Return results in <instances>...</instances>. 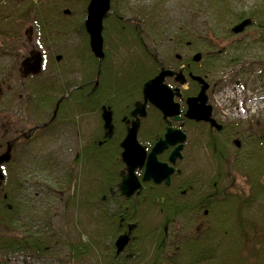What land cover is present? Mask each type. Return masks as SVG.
Returning a JSON list of instances; mask_svg holds the SVG:
<instances>
[{"label": "trees", "instance_id": "obj_1", "mask_svg": "<svg viewBox=\"0 0 264 264\" xmlns=\"http://www.w3.org/2000/svg\"><path fill=\"white\" fill-rule=\"evenodd\" d=\"M89 1L7 0L5 12L6 22L18 25V32L26 21L31 23L33 32L41 41V49L48 46L46 50L61 57V64L66 63L68 69L65 77L58 65L51 78L43 77L45 71L40 74L39 85H33L38 88L27 94L28 104L35 106L34 111L40 113L52 112L58 104L54 120L68 119L72 125L85 114L100 115L102 104L117 111L119 106L123 107L126 98L127 101L140 99L141 87L146 81V77H137L131 72L122 80L123 75L119 78L121 65L115 87L117 90L126 89L136 80V92L131 96L118 92V95H107L106 100L101 101L105 76L101 68L103 61L92 53L84 28ZM129 1L123 0L120 6L115 7L112 0L110 16L104 22L103 37L105 30L109 33L112 29L118 39L139 40L140 30L130 32L125 26L129 22L140 21L147 26L148 40L150 32L155 41L166 37L191 42L194 51H199L204 57L202 70L196 74L207 81L214 78L222 67L238 66L251 56L254 49L264 48V0L247 12L233 10L231 0H208L214 19L213 26L206 28L204 36L199 35L194 26L183 24L169 37L159 23L162 15L159 5L152 8L151 15H147L142 9L129 8ZM77 7L82 14L71 21L69 15ZM151 16L156 28L151 24ZM131 17L135 20L126 21ZM247 18H251L253 23L242 38L233 39L231 52L227 49L221 50L222 53L215 55L217 57L210 55L214 50L220 51L217 47L221 39L236 36L231 28ZM80 33L84 37L82 43L70 40V34ZM14 52L19 56V50ZM3 57L0 52V61ZM252 58L253 62H258ZM18 59L13 62L18 63ZM52 62H56L54 57ZM76 74L78 77H74ZM52 123L50 121L53 126ZM258 124L259 131L249 137L244 133L228 135V140L213 136L208 143L212 154L208 159L209 170L198 165L185 181L178 176L176 183L169 187H154L150 191L144 188L129 199L120 196L118 191L123 168L119 145L124 132L117 130L113 138L106 139L100 129L88 142L80 145L77 156L67 165V173L59 178L56 175L61 170L55 154L48 153L40 158L34 156L25 165L36 152L34 143L29 141L22 147L26 154H16L20 165L15 162L11 168H5V180L0 187V264H8L7 257L14 254L38 261L54 260L56 264L57 261L59 264H83L93 255L95 264H128L133 256L141 254L138 246L149 233L156 244L155 256L149 264H160L163 260L168 264H264V120ZM232 125L234 131L242 128L240 122ZM243 135L242 147L233 153L228 152L231 136ZM52 173L55 179L50 176L30 180V177L36 178L32 175L49 176ZM238 178L243 179L249 191H245V187H236ZM54 193L60 202L61 215L73 217V235L63 229L57 233L50 223V215L49 227L43 228L48 222L42 215L39 200ZM78 214L79 217L90 218V230L87 231L85 223L81 225V221L76 219ZM132 224L136 225L134 237L125 253L118 257L113 252L114 243ZM103 255L105 259H102ZM143 261L139 259L136 263Z\"/></svg>", "mask_w": 264, "mask_h": 264}, {"label": "rangeland", "instance_id": "obj_2", "mask_svg": "<svg viewBox=\"0 0 264 264\" xmlns=\"http://www.w3.org/2000/svg\"><path fill=\"white\" fill-rule=\"evenodd\" d=\"M130 1L128 2L130 3L129 8H139V10L142 9V11H146L147 15H149V13L151 15L153 12L152 8L159 5L162 13L159 23L166 29L168 37L173 34L172 31L177 30L178 27L183 24L194 26L201 36H204L207 33L204 31L209 25L213 26L211 24L213 23L214 17L210 7L211 4L208 0ZM260 1L262 0H231L230 5L233 10L247 12ZM121 2H123V0H114V6L117 7L119 4L121 5ZM7 9V0H0V52L3 56H5L0 61V144L2 142V138L6 135L11 136L16 130L26 132L28 128L34 125V123L39 122L42 118V115L34 111L36 107L28 104L27 98V94L29 92L38 88H34V86H38L40 80L35 81L32 79L33 81H31L28 77L22 74V72L15 74L17 72V68L20 67L22 60L26 57H33L37 52L43 50H45L44 52L46 53V56L51 57L52 59L53 57L56 58V55L53 56L50 54V51L46 50L48 46L43 45L44 48L41 49V41L38 39V35L33 32L31 23H27L26 21V23L22 24L23 28L21 31L18 32V25H11L9 22H6L8 19V17H6L7 14H5ZM79 14H82V10L80 7H77L74 9L73 13L69 15L71 16L70 20L72 21L74 17ZM86 16L87 14H85L84 19ZM149 17L150 16L147 18L149 19ZM153 18L154 17L151 16L150 21L152 26L156 28L157 24L154 23ZM12 29H16V31H12ZM70 35V40H74L76 44L84 41L82 33L79 35ZM240 38H242V35H236L226 40L221 39L218 43L219 47H217V49L224 51L228 49V52H231L230 46L234 42L233 39L239 40ZM18 50L20 51L19 56H17V53L14 52ZM18 57V63L13 62L14 60L16 61ZM252 57L258 60V62H253ZM253 64H255L254 67H252ZM51 73L52 71H47L43 77L51 78ZM124 74L126 73L121 71L119 78ZM74 77H78V75L76 74ZM209 82L211 84V103L222 107L224 109V113L227 114V119L232 122L240 121L243 125H250L248 129L244 130L245 136L249 137L250 135H255L260 129V124L258 123H261L264 120V48L254 49L251 56L238 66L222 67L216 74H214V78H212ZM219 107L218 109H220ZM97 126L98 117L94 115L80 118L76 127L72 129V131L64 129L58 134V136L54 134L51 138L48 137V139H43L44 142H39L36 146V152L26 160L25 165L27 166V162H30L34 156L40 158L48 153H52L55 154L58 167L60 165V168L58 169L61 170V172L57 173L56 176L58 178L60 175L64 176L67 173V165L71 163L76 156V151L78 150V146H80L81 141L83 139H87ZM6 130H8V132H6ZM238 138H240L242 143L244 142V135L243 137ZM198 165L205 170H209L210 166L209 161L206 159V155H200ZM53 175V173L49 174V176H42L40 174L32 175L36 178L30 177V180H39V177L42 179V177H50ZM51 183H53V181H51ZM236 187L239 189L245 187L243 189H245V191L246 189L249 191L248 185L245 186L242 178L237 179ZM31 192L32 189L29 190V193ZM56 196L57 194L54 193L49 197L43 196V199L40 197L41 200H39V204L42 209V215L44 216L45 221L48 222L46 226L43 225V228L47 229L46 227H49V217L51 216L50 223H52V226L56 229L57 233H60L61 229H63L67 234L73 235L75 234V230L72 227L73 217L61 215L59 207L60 202L57 200ZM66 196L67 194L64 195V197ZM76 219L81 221V225L85 223L87 231L91 229L90 218L88 219L86 217H82V215L79 217L78 214ZM78 228L80 229L79 226ZM133 231L130 234L131 240L129 244L134 237ZM153 239L154 238H152L149 233V236L145 238L143 242H140L138 246L141 247V254L135 257L133 256L132 260L129 261L128 264H137L136 262L139 259H144L141 264H149L155 256L154 250L156 244ZM105 245H108V242ZM126 248L118 255V257L125 253ZM115 249L113 252H115ZM99 259L101 261L102 259H105L104 255L102 259ZM6 262L8 264H56V261L54 260L40 259L38 261V259L17 256L16 254L8 256ZM57 264H59L58 261ZM83 264H95L94 255L93 257L90 256L86 258ZM160 264H168V261L163 260Z\"/></svg>", "mask_w": 264, "mask_h": 264}, {"label": "flooded vegetation", "instance_id": "obj_3", "mask_svg": "<svg viewBox=\"0 0 264 264\" xmlns=\"http://www.w3.org/2000/svg\"><path fill=\"white\" fill-rule=\"evenodd\" d=\"M109 16L110 13L105 18V20L108 19ZM128 20L132 21L135 19L131 17L129 19H126V21ZM125 27H127L130 32L134 30H140L141 38L134 41L118 39L114 30L110 29L112 32L109 33L105 30V34L103 37L104 56L101 59L103 61L101 68L104 70L105 76L104 80H102L103 87L101 89V101L104 102L107 95H118V92L120 94H124L125 96H131L136 92V80L134 81L132 86H128L126 89L118 88L117 90V88L115 87L118 70L121 65L122 66L120 70L126 73L123 75L122 80L126 78L128 72L136 74L137 77H146V81L141 87V98L134 101H132L131 98L127 101L128 98H126L123 107L119 106L117 111H113L111 107L102 104L100 106V115L85 114L81 116L80 118L90 115L98 117V126L91 132L87 139H83L81 141V144L84 145L86 142H88L92 135L96 134L100 129L103 130L102 137L104 136L103 138L106 139L113 138L116 135V131L120 130L121 132H124L123 138L119 145L121 149L120 160L123 163L121 158V154L123 152L121 143L125 139L127 130L129 127H131L132 122L137 117H139V115L137 117L133 116V111L135 110L137 103L144 102L143 87L145 83L156 78L162 71H168L169 76L165 77L163 84L168 86L170 90H172L174 94V101L175 103L179 104V114L176 116L179 118V120H175V117L165 118L164 114L150 101H148L146 104V116L144 118H140L138 141L146 149L147 155H149L153 151L157 143L165 140L166 134L169 129L180 130L186 136V140L183 143L181 149V158H178L174 164L170 161L171 154L180 144H168L163 150H161L160 153L157 154V159L159 162L166 163L174 169V173L170 176L169 184H167L166 181H163L160 184H156L153 180L143 182L145 166L142 169H138L136 171V175L138 176L142 185L140 191L144 188H149L150 191L153 190L154 187H169L170 185L176 183V181L178 180V176L185 181L186 178H188L194 172L193 170H195L198 166V161H200L201 154L206 155L207 160L211 158L212 154L208 143L213 136H218L224 140H228V135H233L234 133H244V130L248 129L250 125H243L242 123L241 130H233L232 123L234 122L227 119V114L224 113V109L222 107H219L217 104L214 105L213 103H211V84L207 80L206 82L210 85L209 89L207 90L208 104L213 107L212 117L216 120L217 124L221 125L222 128L219 130L217 127H213L209 122H198L188 119L186 117V113L188 110L187 100L197 97L202 88L201 84L195 81L193 77L200 76V74L196 73L202 70L201 64L204 60L203 54L201 53L202 58L200 61H194L193 58L195 54L200 52L194 51L192 43L185 42L183 39L176 40L175 38H173L168 40V38L165 37L162 40L155 41L153 39L152 33L149 32L148 40L146 38L147 26L145 25V23H140V21H137L134 24L129 22ZM149 29H151V27H149ZM39 52L42 56L41 72L39 74L25 75L21 67L17 68V72L15 74L22 72V74L28 77L31 81H41L42 76L39 77L40 74H42L44 71V75L47 71H54L58 65L63 69V76L65 77L68 69L66 63L61 64V57H56V62H52V59H48L46 56H44L42 51ZM220 53H222L221 50H214L210 53V55H214V57H217L215 55ZM181 79H184V81L181 82ZM97 85L98 83L96 84V86ZM65 96H62V98ZM217 106L220 109H218ZM104 108H106L107 111H109L112 115V134H109L108 129L105 128V122L103 119ZM57 109L58 104L56 105L55 110L52 112H50V110L43 113L37 112L38 114L42 115L41 120L37 123H34V125L28 128L26 132L16 130L11 136L6 135L4 138H2V142L0 144V155L5 154L8 151L11 155L10 160L6 163H3L1 166L4 176L5 168H7L8 166L9 168H11V165L15 162L20 165L19 158H16V154H19V156L25 155L26 150H24V148L22 147L26 146L29 141H32L34 143L36 149V146L39 142H44L43 139H48V137L51 138L54 134L58 136V134L64 129L72 131V129L76 127L78 121L75 123V125H72L71 122L68 121V119L55 121L54 119L57 115ZM50 121H53V126L50 124ZM244 126H246L247 128ZM6 132H8V130H6ZM231 137V140H229L230 146H228L229 149L227 150L228 152L233 153L236 149H240L242 147V141L238 137ZM236 141H240L239 147L237 146ZM79 149L80 146H78V150L76 151L77 154L79 152ZM126 169L127 166L123 163V168L120 171V182L122 179L121 173L123 171H126ZM140 191L134 196L138 195ZM150 219L154 218H149V220Z\"/></svg>", "mask_w": 264, "mask_h": 264}, {"label": "water", "instance_id": "obj_4", "mask_svg": "<svg viewBox=\"0 0 264 264\" xmlns=\"http://www.w3.org/2000/svg\"><path fill=\"white\" fill-rule=\"evenodd\" d=\"M111 1L112 0H90L86 8L87 16L84 21V28L89 36L90 49L94 56L100 60L104 56L103 23L111 10ZM66 14H69V11H66ZM252 23V19L247 18L234 25L231 32L235 35L242 34ZM201 58L202 54L197 53L193 59L198 62ZM41 64L42 56L40 52H37L33 57L25 58L21 62V67L25 75H36L41 72ZM166 76H169L168 71H162L156 78L145 83L143 87L144 102L137 103L133 111V116L137 117L139 115V117L132 122L131 127L127 130L125 139L121 143V148L123 149L121 158L123 163L127 166L126 171L121 173L122 179L119 184V191L122 197L131 198L140 191L142 185L136 175V171L142 169L144 166L145 173L143 182L153 180L156 184H160L163 181H166L167 184L170 183V176L174 173V169L166 163L159 162L157 159V154L168 144H180L171 154V163L174 164L178 158H181V149L186 140V136L180 130L169 129L165 140L157 143L149 155H147L146 149L138 141L140 118L146 116V104L148 101L157 107L164 114L165 118L175 117V120H179V118L176 117L179 114V104L175 103L172 90L163 84ZM193 79L200 83L202 88L197 97L187 100L188 110L186 117L198 122H209L213 127H217L220 130L222 128L221 125L217 124L216 120L212 117L213 107L208 104L207 90L210 85L200 76L193 77ZM183 81L184 79H181V82ZM103 119L105 128L108 129L109 134H112V115L106 108H104ZM236 144L239 147L240 141H236ZM10 158L11 155L9 151L0 155V186L5 179L1 166L3 163L8 162ZM135 227L136 225H130L128 233L120 235L117 238L115 242L117 255L121 254L129 244L131 240L130 234Z\"/></svg>", "mask_w": 264, "mask_h": 264}]
</instances>
